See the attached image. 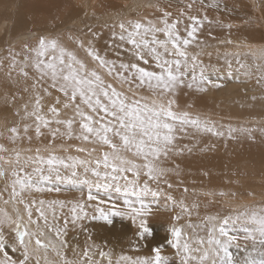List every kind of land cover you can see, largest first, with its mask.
I'll return each mask as SVG.
<instances>
[{
    "label": "snow or ice",
    "instance_id": "snow-or-ice-1",
    "mask_svg": "<svg viewBox=\"0 0 264 264\" xmlns=\"http://www.w3.org/2000/svg\"><path fill=\"white\" fill-rule=\"evenodd\" d=\"M197 2L205 7V0H186L173 12V0H148L143 7L151 12L139 18L116 12L100 28L53 25L22 38L19 51L8 46L0 58V98L15 108L16 121L0 131V264H264V205L230 208L193 223L199 205L169 191L179 165L169 168L165 161L192 151L176 146L181 136L255 142L252 129L229 125L225 131L192 112L193 104L179 102L185 90L203 94L222 87L200 59L206 47L200 33L213 21L194 12ZM207 7L226 10L227 4ZM104 29L108 47L125 51L127 59L117 63L102 52ZM236 63L244 68L238 58ZM262 81L256 77L257 85ZM18 100L23 104L17 108ZM34 137L48 143L19 146ZM64 189L79 198L44 196ZM161 203L174 213L166 240L171 257L149 239V217ZM113 217L130 221L132 254L68 239L69 230L83 229L86 220L112 226ZM185 217L188 222L180 223Z\"/></svg>",
    "mask_w": 264,
    "mask_h": 264
},
{
    "label": "rangeland",
    "instance_id": "rangeland-1",
    "mask_svg": "<svg viewBox=\"0 0 264 264\" xmlns=\"http://www.w3.org/2000/svg\"><path fill=\"white\" fill-rule=\"evenodd\" d=\"M58 1L59 0H57V4H58ZM8 2L0 4V17H2L3 14L6 16L5 17L6 22H5V27H4L6 28V30L8 27L11 28L12 26H15V24H17L16 22L17 18H15L14 16H11V13L13 12V10H15V8L17 10L21 2L28 3L29 11H33L34 8H36L37 11L40 12V14L33 13L29 15V18H28L29 26L27 28H23L19 30V32L13 35H10L9 37L10 40H8L7 38L6 39L7 41L6 40L3 41L2 39L3 41L2 43L6 45H5V48L0 46V58L6 57L8 55V46L10 44L15 45V50L19 51L21 48L20 40L25 37H31L33 32L37 30H40V31L50 30L53 27V25L57 26L60 29H64V30H67L68 28H72L74 30L78 28L82 29L84 25L86 24H90V25H93L94 27L100 28L104 24V22H101V25L97 26V22H99L98 19H101V16L97 15V13L93 11H90V13L87 14L84 8L82 9L79 6L77 7L75 5V3L77 4V1L74 2L71 0V5L64 6L61 8V10H58L60 7H58L57 4L52 3L51 0H13V1H8ZM11 2H13V4ZM185 2L186 0H180V3L177 4L176 0H173L174 7L171 10L173 12H176L178 7L181 6ZM231 2H232V5H230ZM6 3H7V6H6ZM216 3H220L222 6L224 4H227V9L217 10L215 7H207L208 5H210V3L208 0H205V7L201 8L199 2H197L196 5L194 6V12L198 11L201 16L205 14L208 16V14L213 13L214 15L213 17L215 18V20L218 19V17L220 18L221 15H225L226 17H228V20L225 25H221V24L219 25L215 22L213 23L216 24L217 26L206 24L207 26H211L212 34L210 36L204 35L201 38V40L204 41V45H206V47H203V53L200 59L203 61L205 67L207 68V75H209L213 81L222 85V87L219 88L221 90H218L217 88H212V91L214 94L209 95V93L207 92V93H203L201 97L204 99L211 98V100H213L216 104H218V106L212 107V108H201L200 106H195V104H193L194 108H197V109L192 108L190 110L194 113H200L202 115L210 117L213 121L216 122L218 127L223 126L226 130H227V127L231 125L232 127H236V128L245 127V128L252 129L253 131H256V130L260 131V129L264 128L263 127L264 118H259L256 120V118L251 119V117L249 116L242 117L240 115H236L237 112L233 113V111L230 112V113H233L232 115H230L227 112H225L220 106H226L228 105V103H229L228 106L230 105L232 106V103H233V107L237 108L239 105H240L239 107H241L243 103L244 104L247 103L245 102L244 97L251 98L255 96L257 97V99L256 100L250 99V103L254 104L253 106L257 108L256 110L258 112L264 111V81H262L260 85L256 84V77L258 76L264 77V29H263L264 25H262L264 19L263 17L259 15V10L264 9V0H219V2H216ZM88 5L92 6L93 4H88ZM90 6H87V7H90ZM139 6H141V4L137 5L138 8ZM47 9L51 10L52 12H55V14L50 16L47 12ZM114 10H107L108 11L107 14H113ZM76 11H79L80 15L75 14ZM144 11H145L144 9H137L133 11L130 14V16H132L133 18H139L141 16L146 15L144 14ZM8 13L10 14V16L8 15ZM105 21H108V19H106ZM1 23L2 22H0V24ZM229 24L232 25L231 28L227 27V25ZM243 25L256 28L259 32L258 38L253 39L254 40L253 41L252 37H249L246 34L242 33L241 31H242ZM17 26L18 25H16L15 27L17 28ZM217 28H219L220 30H218ZM2 34L0 33V38L5 37L4 32ZM106 34H109V33L107 29H104L103 35H106ZM235 40H237L238 42H235ZM226 41H231V43L221 45V43H225ZM98 46L101 48L100 40L98 42ZM192 51H198V49L193 48ZM207 53H211V55L209 56L207 55ZM215 58H217V60ZM237 58L239 59L240 63L244 64V68H241L240 65L236 63ZM219 60L223 67H219L218 65ZM229 62H230V66H229ZM220 69H222V71ZM237 70H239V73ZM235 71L237 75L235 74ZM246 73H250V75H247L248 78L250 77L252 80H255L254 85L246 84L247 82L246 80L248 79L247 77L242 78V83L236 80L235 77L239 76L238 74H246ZM246 85H248V87L253 90L250 92H244L246 91V87H245ZM232 87L235 90L231 89ZM4 91H5L4 89H0V97L3 96ZM16 94L17 96H19L20 95L19 91H17ZM233 95H236V97ZM237 97L240 99L241 97L243 98L242 99L243 101H241L242 104L240 103V101L238 100L236 101V99H238ZM25 99H27V97H25ZM184 101L187 103V99H185ZM182 103L184 102L182 101ZM22 104H23V101L18 100L15 107L18 108L22 106ZM181 106L186 107V105L184 104H181ZM14 110L15 108L10 106V101L8 104H6L5 101L2 98H0V116L10 118L8 121L4 119L5 124L8 122L7 125H9V122L13 123L16 121V118L12 115ZM254 115L255 114L251 116H254ZM5 124L4 123L2 124L4 125L3 126L4 128H5ZM258 127H262V128H258ZM5 135H7V133H5ZM195 137L196 138H195L194 144L192 145L193 146L192 150H199V148H201L202 150L205 149L207 146H205V143L202 141V139L206 137L204 135H198ZM199 137H202V138H199ZM184 143L185 142H182V144ZM76 144H79V143H76ZM207 151L208 149L204 153L211 154L212 156L219 155L218 152L215 150L209 153ZM201 164L205 165V162L204 161L201 162L199 165L196 166V170L190 173L191 170H189L190 169L189 164L187 162H185L184 164L180 163L179 169H178L179 175H172L170 177V180L173 183V189L169 191L172 192L173 196L177 200L183 197L187 204L192 205L193 203H196L199 205V209H198L199 216L193 214L192 217L190 218L192 221L198 223L201 219H203L204 216L208 214V211H210L211 208H212L211 211L214 213L220 212L223 214L227 212L231 207V206H228V205H231L229 201L225 200L226 201L225 205L220 207L218 205H219V201L221 202V200H219L218 198V200L216 201L214 199H212L211 201L210 197H212V195H215V194L219 195V193L223 192V190H225L226 188H228L229 190V187H231V190L233 189L238 190V189H243L245 187H249V189L246 188L244 190V191L246 190L248 191L251 189L249 192L253 193L254 196L249 195V199H252L251 201L261 200L260 194L258 192H261V190L262 192L264 191V182H263L264 181V165L261 166L262 168L259 167V172L262 175H260V177L258 175H254V168L256 169L258 168L256 166L257 160H255V163L252 162L251 164L252 168L251 167L249 168V166H246V165H242L241 169L238 171L230 170V169L225 170L224 173H227L226 175L225 174L223 175L220 173L219 174L212 173V175H210L209 177L208 176L204 177L205 179L203 180L205 181L200 180V183L199 182L197 183L196 180H192L190 177H191V174H196L200 169L203 168ZM174 166H175V163H173V165H168L167 167L172 168ZM186 173H188V175L190 176L189 177L190 179L188 178V181L192 182L191 184L186 185V183L183 182L187 180ZM219 175L227 177V178H224L221 176L220 178ZM259 183H260L259 188H257ZM252 184H256V185H252ZM232 185L234 186L233 188H232ZM200 186H201L200 190H202V188L203 189L209 188L208 192L212 190L214 194L210 192L212 195H209V193L207 192L206 194L207 196H206V195H203V193H198L196 188L199 189ZM184 188L188 189L187 193L183 191ZM218 188H220V190L222 189V191H220ZM176 191L178 193H174ZM69 192L70 190H68V192L64 194L63 200L65 199L66 195H69ZM75 194H79V192L76 191ZM257 195H259V197ZM224 196L225 195H223L222 197L224 198ZM235 197H238L239 200H241L240 196L235 195ZM204 201H206L205 204L209 205L210 207V208L208 207L206 208L207 213L203 211ZM162 205L163 203H161V207L159 208V210L158 211L154 210L153 215L149 217V222L152 224L151 225L149 223V226L152 229V231H154L153 228L155 227V232H153V235L152 237H150V240L157 241L158 243L156 244H162L164 246V254L171 257L174 255V250L171 249V247L167 244L166 240L170 238V235L168 234L167 230L170 224L172 223L171 217L174 215V213L166 210ZM216 205L218 208L216 207ZM259 207L261 206L259 205ZM0 208H4V205L2 203H0ZM185 218L189 219L188 217H185ZM125 220H122V222L123 221L126 222ZM127 222L128 224L130 223V221H127ZM153 222L156 224H153ZM237 235H240V234H237ZM14 255L17 256V254H14Z\"/></svg>",
    "mask_w": 264,
    "mask_h": 264
},
{
    "label": "bare ground",
    "instance_id": "bare-ground-1",
    "mask_svg": "<svg viewBox=\"0 0 264 264\" xmlns=\"http://www.w3.org/2000/svg\"><path fill=\"white\" fill-rule=\"evenodd\" d=\"M8 1H13V0H0V4L8 2ZM72 1H74V2L77 1V4L75 3V5L77 7L79 6L82 9L84 8L85 11L87 12V14H89L90 11H93V12L97 13V15L101 16V19H98L99 22H97V26H100L101 22H105L106 19L109 20V16L110 15H115L116 12H121L122 14L129 15V16H130V14L133 11H135L137 9H144L145 10L144 14H148V13L151 12L150 9H145L143 7V5L148 2V0H72ZM208 1H209L210 5H213L214 3L219 2V0H208ZM51 2L54 3V4H57V0H51ZM11 3L13 4V2H11ZM88 4H93V5L90 6ZM139 4H141V6H139V8H138L137 5H139ZM68 5H71V0H59L57 6L60 7V8L58 10H61L62 7L68 6ZM230 5H232V2L230 3ZM6 6H7V3H6ZM8 6H10V5H8ZM87 6H90V7H87ZM114 9H116V10H114ZM107 10H114V13L113 14H107L108 13ZM6 11H8V10H6ZM47 12H48V14L50 16L55 14V12H52L49 9H47ZM33 13L40 14V12H38L36 8H34L33 11H29L28 3L21 2L20 5L18 6L17 10L15 8V10H13V12L11 13V16H14L15 18H17L16 19L17 20L16 21L17 24H15V26L16 25H18V26H17V28L15 26H12L11 28L8 27L7 30H6V28H4L5 27V22H6L5 21V17L6 16L3 14V16L0 17V20L4 19L3 21L2 20L0 21V22H2L0 24V33L2 34L4 32V36L5 37L0 38V44L4 40H6L7 38H8V40H10L9 39L10 35H13V34L19 32V30H21L23 28H27L29 26V22H28L29 15H31ZM79 13H80L79 11L75 12V14H79ZM8 15L10 16L9 13H8ZM259 15L261 17H263V19H264V9L259 10ZM213 16H214L213 13L208 14V17L213 22L219 20L221 22L220 23L221 25H225L227 20H228V17H226L225 15H221V17L220 18L218 17V19H216V20H215V18ZM211 25L217 26L214 23H212ZM262 25H264V21H263ZM217 29L220 30L219 28H217ZM211 31H212L211 26L205 25V28L200 33V38H202L204 35L205 36H210L212 34ZM241 32L246 34L249 37H252V40L253 39H257L258 36H259L258 30L256 28H252L251 26L243 25ZM2 39H3V41H2ZM235 42H238V41L235 40ZM108 43H109V34L103 35L101 37V39H100V45H101L102 52H105L109 59L115 60V61H117V63H119L121 60L127 59V55L128 54L125 51H123L121 49L109 48L108 47ZM224 44H227V43L226 42L225 43H221V45H224ZM5 45L6 44L2 43L0 46L5 48ZM250 46H251V44H250ZM215 59L217 60V58H215ZM220 60H219L218 65H219V67H223L221 62H220ZM220 70L222 71V69H220ZM237 71L239 73V70H237ZM235 74L237 75L236 71H235ZM238 75L239 76H237L235 78L240 83H242V78H244V77L248 78V76L246 74H238ZM246 81H247L246 84H249V85L250 84H253V85L255 84V80H252L250 77ZM29 83H31V81H29ZM231 85H232V83H231ZM20 87H23V84H21ZM245 87H246V91H244V92H250V91L253 90V89L249 88L248 85H246ZM231 89H234V88L232 87ZM218 90H221V89L218 88ZM185 91H186L187 94L182 95L180 97V103L181 104H184V105L187 106V104L191 103V104H195V106H200L201 108H212V107H217L218 106V104H216L213 100H211V98H209V99L202 98L201 97L202 96L201 93H192L190 90H185ZM239 92H241V91H239ZM208 93H209V95L210 94L211 95L214 94L213 91H212V88L208 91ZM233 96L236 97V95H233ZM185 99H187V103L184 101ZM242 99L243 98L241 97V99L238 98V99H236V101L238 100L241 103V101H243ZM250 99L251 98H245L244 97V100L247 103H245V104L241 103L242 104L241 107H239L240 106L239 105L237 108L233 107V103H232V106L231 105L228 106L229 103L226 106H220V105L219 106L225 112H227L230 115H232L233 113L237 112L236 115H240L242 117L249 116V117H251V119L252 118L253 119L256 118V120L259 119V118H264V111L258 112L256 110L257 108L255 106H253L254 104L250 103ZM182 101L184 103H182ZM194 109H197V108H194ZM231 111H233V113H230ZM253 114H255V115L251 116ZM4 119H6L8 121L10 118L0 116V125H1L0 131L4 130V127H3L4 125H2L3 123L5 124V122H4L5 120ZM10 123H12V122H9V126L11 125ZM6 124H8V122ZM258 128H262V127H258ZM225 131H226V129H225ZM30 134H32L34 136V133H30ZM253 135L255 136V142L250 141L246 136H240L237 139H229V138H227V135L225 137H223V138L215 137V136H211V135H208V136L204 135L206 138L203 137L204 139H202V141L205 143V146H207L205 149L202 150L201 148H199V150H192L191 152H188L187 149H185L183 154H181V155H173L169 160L165 161L166 162L165 165L167 167L168 165H173V163H175V165H180V163L184 164L185 162H187L189 164V166H190L189 167L190 168L189 170H191L190 173H192V172H194L196 170V166L204 161L205 165L201 164L203 166V168L200 169L196 174H191V177H190L188 175V173H186L187 180L183 181L184 183H186V185L192 183V182L188 181L189 177L192 180H196L197 183L198 182L200 183V180L205 179L204 178L205 176L209 177L210 175H212V173H218V174L220 173V174H223V175L225 174L226 175L227 173H224L225 170L230 169V170L238 171V170L241 169L242 165H246V166H249V168L250 167L252 168L251 164H252V162L255 163V160H257L256 166L258 168L257 169L254 168V175H258L260 177V175H262V174L259 172V167L264 165V135H262L261 131H259V130L253 131ZM195 138L196 137L195 136L193 137L191 135V133L189 135H187V136H181L176 141V146L178 148H182L184 145H188V147H190L192 149V147H193L192 145L195 142ZM199 138H202V137H199ZM4 142H5L4 140L0 139V143H4ZM182 142H185V143L182 144ZM47 143H48V138L47 137H45L42 140V142L41 141H37L35 139V137H34L31 145H29L28 142L25 141L23 144H20L19 146L22 147V148H25V149L28 148V147L35 148L37 146L43 148ZM70 143L77 145L76 143H79V142L73 140ZM207 149H208V151H207L208 153L213 151V150H215V151L218 152L219 155L218 156H212L211 154L204 153ZM73 154H75V153H73ZM208 172H209V174H208ZM220 176L221 175H219V177ZM221 177H224V176H221ZM224 178H227V177H224ZM196 181H194V182H196ZM203 181H205V180H203ZM256 184H252V185H256ZM240 185H242V184H240ZM259 185H260V183L258 184L257 188H259ZM233 187L234 186L232 185V188ZM222 188H224V187H222ZM246 188L249 189V187H245L243 189H238V190L237 189H233V190H231V187H229V190H228V188L223 190V192L225 193L224 198L222 196H220V195H216V194L212 195L211 194L212 197H210V199H211V201H212V199H214L216 201L219 198V200H221V202L219 201V205L218 206H220V207L225 205V202H226L225 200H227V201H229L231 203V205H228V206H231L230 208H238V207H240L242 205L249 206V207L252 206V208H259V205L260 206L264 205V191L262 192V190H261V192H258L260 194V197H261L260 201H256V200L255 201H251L252 199H249V193H250L249 191L251 189L248 190V191L247 190L244 191ZM196 189H197L198 193H203V195H206L207 192L209 191V188L208 189L204 188L205 190L202 188V190H200L201 186L199 187V189L198 188H196ZM218 189L220 190V188H218ZM68 190H70V189H64L60 193H56V192L46 193V194H44V196H45V198H48V199H63L64 194L66 192H68ZM220 191H222V189ZM70 192H69V195L65 196L64 200H71V199H74V198H79L80 193L79 194H75L76 193L75 190H70ZM210 192H212V190ZM210 192H208V193H210ZM174 193H178V192L176 191ZM180 193H181V191H180ZM232 193H235L237 196H240L241 200H239L238 197L233 196ZM257 196L259 197V195H257ZM221 197H222V199H221ZM205 202L206 201L203 202V211L205 213H207L206 212V208L207 207L210 208V207H209V205L205 204ZM254 202H256V203H254ZM216 207H217V205H216ZM211 210H212V208H211ZM211 210L208 211L207 215H210V214L214 213ZM162 217H164V216H162ZM166 218H167V216H166ZM122 220H125V219H122L120 217H113V225L112 226L106 225L103 221L86 220V221L83 222V226H84L83 229L75 228V229H70L69 230L68 239L70 240V242L73 245L79 244V245L83 246L86 241L88 243H92L94 241L96 244H100L101 246H106L107 248L114 249L116 252H120L121 250H123L124 252L132 254L129 251V248H128V239L133 234V227H132V225L130 223L128 224V222H127L128 220H125L126 222H124V221L122 222ZM188 220L189 219L184 218L180 223H182V224L187 223ZM192 222L196 223L194 221H192ZM153 224H156V223L153 222ZM167 226H169V225H167ZM153 230L154 231H152V233L155 232V227L153 228ZM168 234H169V232H168ZM237 234H240V233H237ZM240 235H242V234H240ZM89 236H91V238H92L91 240H88ZM151 241L153 242V244L158 243L155 240L154 241L151 240ZM240 242L242 244L244 243L243 240H241ZM145 251H147V250L145 249ZM233 251H235V249H233ZM17 256H18V253H17Z\"/></svg>",
    "mask_w": 264,
    "mask_h": 264
}]
</instances>
